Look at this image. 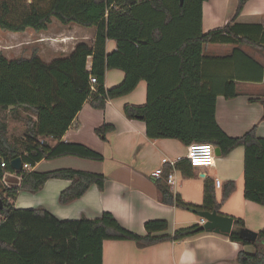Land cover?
Returning <instances> with one entry per match:
<instances>
[{
    "label": "trees",
    "instance_id": "16d2710c",
    "mask_svg": "<svg viewBox=\"0 0 264 264\" xmlns=\"http://www.w3.org/2000/svg\"><path fill=\"white\" fill-rule=\"evenodd\" d=\"M205 1L47 0L42 7L41 0H0L2 32L23 33L30 29L42 33L48 31L52 20L95 30L91 44L77 43L68 55L49 63L38 56L37 49L29 58L14 59H7L0 51V160L5 162V168L0 167V181L5 173L21 178L18 186L0 185V264H102L104 241L128 240L146 247L206 232L195 224L176 229L172 236L152 237V233L166 230V222L148 221L144 225L146 236L140 237L121 227L110 213L96 219L59 220L42 207L15 209L12 204L20 192L37 193L51 179L70 182L59 194L62 205L79 199L92 185L102 191L106 182L103 174L70 168L14 171L10 161L19 157L23 166L31 167L64 156L103 161L102 155L86 146L59 141L84 103L103 110L108 100L129 94L140 81L147 83V102L144 106L125 105L124 116L143 120L149 139L170 138L187 146L210 144L220 148L222 156L243 147V197L264 207V138L257 137L255 127L239 137H228L215 121L216 96H202L201 90L202 54L207 44L225 40L264 53V43L231 33V22L249 0H236L230 22L203 33L201 13ZM107 41L115 44L110 52L106 51ZM110 69L122 71L124 79L120 85L106 89L104 78ZM90 78L96 82L92 84ZM226 88V98L236 96L234 82H226ZM207 103L210 124L205 131L185 132L171 126L170 121H177L190 108L200 117L207 112ZM10 120L22 122L21 139L9 135ZM113 129L103 124L95 133L104 139ZM45 138L57 144L51 147L41 142ZM158 186L163 204L217 213L235 188L233 182L226 183L217 201L213 185L205 182L201 205H191L171 193L166 184ZM244 230L243 222L234 219L231 232L225 235L232 242L254 249L251 253L240 250L238 264H264V229L253 243L241 238L239 233Z\"/></svg>",
    "mask_w": 264,
    "mask_h": 264
},
{
    "label": "crops",
    "instance_id": "0c3cea01",
    "mask_svg": "<svg viewBox=\"0 0 264 264\" xmlns=\"http://www.w3.org/2000/svg\"><path fill=\"white\" fill-rule=\"evenodd\" d=\"M236 4V0H206L202 4V32L207 33L228 24ZM69 25H58L54 30L39 33L47 40L45 42H50L45 43L49 44V51L38 53L44 62L66 56L73 50L77 43L73 44L72 39L56 47L53 43L55 37L72 35L70 30L64 29ZM231 33L235 37L264 43V0L247 1L238 17L231 22ZM55 48H60L61 54H56ZM114 48V42L107 41L106 51L110 52ZM202 55V96H216L214 117L218 127L231 138L239 137L255 127L257 137L264 138V108L261 103L264 100V53L246 45L218 40L207 44ZM123 79L122 71L107 70L104 86L106 89L114 88ZM229 81L235 84L236 96L233 98L225 97L229 93L226 88V82ZM146 102L147 83L140 81L129 94L108 100L103 110L84 103L59 142L86 146L102 155L103 161L64 156L49 162L42 160L31 168L38 172L70 168L103 174L106 182L102 191L92 185L82 197L62 205L58 202L59 194L70 182L51 179L37 193L20 192L12 202L14 208L42 207L59 220H78L82 217L96 219L102 213H110L121 227L140 237L146 236V222L165 221L166 230L154 232L151 236H172L176 229L199 224L201 220L200 217L197 220L198 215L193 210L163 204L158 185L165 184L164 178L158 181L151 177L152 172L165 170L166 167L161 165L162 158L179 157L174 195L185 203L201 205L205 182L213 185L217 201L221 200L225 184L233 182L234 191L222 202L218 214L232 218L233 222L234 219H240L249 231L258 233L263 230L264 207L243 197V147L234 148L226 156L220 152L219 156L213 155L209 161L192 164L185 159L187 145L170 138L149 139L143 120L124 116L125 105L144 106ZM183 113L177 121H170L175 129L203 132L205 126L209 128L208 103L207 112H203L200 117L191 108ZM103 124L114 128L104 139L95 133V129ZM13 136L21 139L23 132ZM41 142L51 147L57 144L51 138L42 139ZM41 164L46 168L39 169ZM20 181L21 178L16 174L5 173L0 184L13 187L18 186ZM240 250L249 253L254 251L250 245L242 246L230 241L225 235L207 231L182 240L163 241L146 247L128 240L104 241L102 264H238L236 258Z\"/></svg>",
    "mask_w": 264,
    "mask_h": 264
},
{
    "label": "rangeland",
    "instance_id": "374dc122",
    "mask_svg": "<svg viewBox=\"0 0 264 264\" xmlns=\"http://www.w3.org/2000/svg\"><path fill=\"white\" fill-rule=\"evenodd\" d=\"M45 1L47 0H41L42 7L46 5ZM52 21L53 22L51 23L48 29L49 31L54 30L56 27H59L58 25L63 27V25L59 24L57 21L55 20ZM64 29L70 30L72 35L68 34L67 37L65 36L59 38L55 37V40H53L55 47L63 43H66L69 39L73 40V44L79 43L81 41L89 44L91 42V39L94 37V33H95V30L93 28H84L76 24H71ZM40 34L34 33L30 29H27L23 33H11V32L6 33L0 31V51L7 59L30 56L33 49H37L38 53L39 51H47V50L49 51L50 50L49 44H45V43H50V42L49 41L45 42L47 40H44L45 38ZM55 49H56L55 51H57L56 54H59L60 48H55ZM45 53L43 55L44 58L46 57ZM48 54L49 53L47 52V56ZM23 115H25V113H23ZM10 130L12 132L11 137H14L13 136L14 134L21 135L23 132L22 122L10 120L9 133ZM47 161L49 162V160ZM45 168L46 166L45 165L42 166L41 164L39 169L42 170ZM197 220H199L198 216H197Z\"/></svg>",
    "mask_w": 264,
    "mask_h": 264
},
{
    "label": "built area",
    "instance_id": "2783aa9c",
    "mask_svg": "<svg viewBox=\"0 0 264 264\" xmlns=\"http://www.w3.org/2000/svg\"><path fill=\"white\" fill-rule=\"evenodd\" d=\"M90 82L94 84L96 82L95 78H90ZM213 155H214V147L212 145L192 143L186 147L185 159L191 162L192 164H195V163H202L209 161L213 157ZM179 160H180L179 157L172 159L164 157L161 159V165L168 167L166 174H164V171L162 169H158L151 173V177H153L156 180L164 178L165 184L168 186L171 193L174 192L176 186L175 172L177 170V163ZM0 167L2 169L5 168V162L2 160H0ZM22 168H24V170L28 172L31 171L32 167L27 164ZM204 222L205 220L201 219L199 225L202 226Z\"/></svg>",
    "mask_w": 264,
    "mask_h": 264
},
{
    "label": "water",
    "instance_id": "95a60500",
    "mask_svg": "<svg viewBox=\"0 0 264 264\" xmlns=\"http://www.w3.org/2000/svg\"><path fill=\"white\" fill-rule=\"evenodd\" d=\"M180 3H182V0H180ZM262 106L264 108V100H262ZM220 148L216 147L214 149V155L219 156L220 155ZM10 166L14 171H20L23 167L21 159L18 157L16 159H13L10 161ZM2 208V202L0 200V209ZM198 217L201 219H204L205 222L202 225V229H204L207 232H214L222 235H227L231 232L233 228V220L230 217L223 216L218 214L217 212H196ZM241 238L250 241L251 243L255 242L257 238V233L244 230L240 231Z\"/></svg>",
    "mask_w": 264,
    "mask_h": 264
}]
</instances>
